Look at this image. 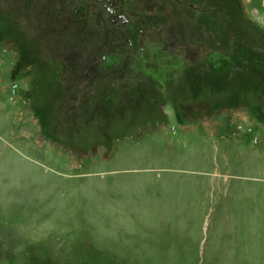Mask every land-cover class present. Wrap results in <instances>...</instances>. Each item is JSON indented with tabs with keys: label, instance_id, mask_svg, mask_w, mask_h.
Here are the masks:
<instances>
[{
	"label": "rangeland",
	"instance_id": "obj_1",
	"mask_svg": "<svg viewBox=\"0 0 264 264\" xmlns=\"http://www.w3.org/2000/svg\"><path fill=\"white\" fill-rule=\"evenodd\" d=\"M148 1L105 0L130 46L92 14L63 25L83 4L0 0V99L24 150L0 161V264H264V0ZM163 11L186 22L160 34Z\"/></svg>",
	"mask_w": 264,
	"mask_h": 264
},
{
	"label": "flooded vegetation",
	"instance_id": "obj_2",
	"mask_svg": "<svg viewBox=\"0 0 264 264\" xmlns=\"http://www.w3.org/2000/svg\"><path fill=\"white\" fill-rule=\"evenodd\" d=\"M65 1H67V0H65ZM71 1H73V0H68V4L71 7V10L70 11L73 12V13L74 12H77L78 10L75 9L72 4H70ZM175 1H176V3H177L178 6L183 7L185 5L184 2L181 1V0H175ZM105 3H106L105 0H80V3L78 5H82L83 4L84 8H83V6H81L82 11H85L87 9L89 12L87 14H85L84 21H83V19L81 20L79 18L78 19H76V18L71 19L70 18V20L72 21L71 23L79 24V23L82 22V23H84V25H86V24H88V21L91 20L95 25H97L96 22L93 19V16L94 17L96 16L97 17V20L99 22H100V20H101V22H104L105 19H106L108 22H110V25L113 28H115L116 30H118V31L119 30H124L125 31V36L123 38V41H125V43H127V44H129L131 46L132 44L135 43L136 39L135 38L133 39L134 34H135V30L130 25L131 24L130 23V20L128 19V17L124 13H118L117 14L116 11H117V8L118 7L117 8H113L110 4H105ZM102 4H105V6H106L105 9H107V12L112 15L110 18H105V15L104 14L103 15L101 14V12H103V8H102L103 6H102ZM158 8H159V2L157 0H149L148 3H147V7L145 8V11L146 12H149L151 14H157L158 13ZM91 14L93 16H91ZM162 15H163V18H164V22L161 23L157 27V32L160 33V34L166 32V30L164 29V27L167 28V30H169L171 27H173V29H174V23H175L174 18H175V15H177L178 24L183 23V22H186V20H185L186 14H177V13H174V12L163 11ZM67 17H68V15H67ZM104 30L106 31L107 28H105ZM166 33H168V32H166ZM87 34H89V33H87ZM93 35L97 36V33H93ZM142 37L143 38H146L147 37V34L146 33H143L142 34ZM88 38H89V36H88ZM172 43H173L172 47L174 48L173 49V54H172L173 57L174 56L181 57V60L178 62V64L179 63L182 64V65L189 64L190 62H186L185 55L183 53L182 54H180V53L177 54L176 53V52H179V48H181V47L187 48L186 41L178 40V38L175 37L172 40ZM201 46L202 45H197V43L195 42L194 45L191 47V53H192V48H200ZM136 51H137V53L139 52L138 49ZM194 54H197V53H194ZM198 55L200 56L199 53H198ZM130 60H132V59H130ZM105 62H107V59H104L103 60V63H105ZM140 64H143V62H141ZM131 65H130V67H131ZM130 70L134 74L137 73V70L133 71L134 70L133 68H131ZM142 71H143V69H142ZM145 76L148 77V78L149 77L152 78V76L150 74H149V76L148 75H145ZM164 76H165V73H164ZM152 79H155V78L153 77ZM164 79L167 80L166 77H164Z\"/></svg>",
	"mask_w": 264,
	"mask_h": 264
},
{
	"label": "crops",
	"instance_id": "obj_3",
	"mask_svg": "<svg viewBox=\"0 0 264 264\" xmlns=\"http://www.w3.org/2000/svg\"><path fill=\"white\" fill-rule=\"evenodd\" d=\"M55 82H56V80H55ZM1 102H2V99H0V121H1L0 122L1 123L0 128L3 129V131H1V133H0V161H1V158H3L7 148L13 149L15 154H18V153H19V155L24 154V150L22 149L23 145L17 144L19 142V140L15 139V138L13 139V138L8 137V134L10 133V130H8V129H11V121L9 120V115H8L7 110L5 109V106ZM12 134H13V127H12ZM250 164H253V163H249V165ZM9 166L10 165L8 164V166L6 167L9 170H11V169L14 170V167H16V165H12L11 167H9ZM17 169L21 170V168H17ZM22 170H24V169H22ZM227 170H251V169L249 167L248 168L242 167V168H236V169L230 168ZM252 173H257V175L260 178L264 179V170H262V169L251 170L250 174H252Z\"/></svg>",
	"mask_w": 264,
	"mask_h": 264
}]
</instances>
